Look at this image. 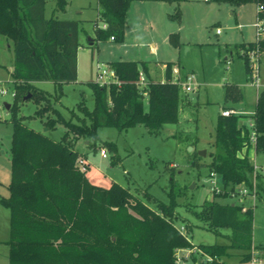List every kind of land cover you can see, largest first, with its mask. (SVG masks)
<instances>
[{
  "label": "trees",
  "instance_id": "16d2710c",
  "mask_svg": "<svg viewBox=\"0 0 264 264\" xmlns=\"http://www.w3.org/2000/svg\"><path fill=\"white\" fill-rule=\"evenodd\" d=\"M48 0H0V36L13 42L15 68V104L11 106L13 137L11 147V182L9 196L1 203L10 210V262L9 264H177L178 249L200 248L213 260L206 262L201 255L192 254L187 264H226L223 259L239 252V264H249L253 258L264 262V245L254 247V209L237 204H222L217 198L238 194L240 185H251L254 163L244 149L251 147L250 122L257 133V153H264V90L259 94L253 115H219L215 141L216 149L208 165L210 175L220 177L224 190L214 192V201L205 202L200 210L191 211L212 231L230 229L227 245H194L187 234L176 225L181 189L173 186L170 203L152 197L147 191L148 202L134 195L117 182L109 188L90 182L78 167L81 157L76 150L80 140L96 146L98 130L114 127L126 131L144 125L158 134L165 125L178 124L181 103H190L182 96L181 86L172 80V64L168 63L166 82H153L148 78V65L137 61H113L109 66L117 74L120 85L101 86L89 82L95 106L90 110L82 102L78 115L66 119L53 108L52 100L59 102L63 87L78 80V54L80 22L47 18ZM134 0H98V15L103 26L95 23L96 45L100 42L120 44L125 41L127 12ZM176 1V0H152ZM182 1V0H178ZM69 0H57L55 12L66 11ZM208 2L264 7V0H208ZM264 15V13H263ZM176 18L180 19L179 12ZM178 35H172L174 42ZM255 44L236 45L239 57L244 58L250 79L248 52ZM264 51V43L262 45ZM147 76L148 85H137L140 71ZM39 82H52L54 93L36 86ZM31 94L38 105L36 116H47L49 130L63 123L67 131L61 140H53L23 123L19 116V102ZM242 91L227 86L226 100H240ZM145 98L148 109L145 108ZM53 109L57 118L49 115ZM225 110H234L225 108ZM117 152L114 143H105ZM198 165V158L192 161ZM230 187V191L228 190ZM258 195L264 197V177H258ZM255 249L258 255L254 254ZM201 260V261H200Z\"/></svg>",
  "mask_w": 264,
  "mask_h": 264
},
{
  "label": "rangeland",
  "instance_id": "374dc122",
  "mask_svg": "<svg viewBox=\"0 0 264 264\" xmlns=\"http://www.w3.org/2000/svg\"><path fill=\"white\" fill-rule=\"evenodd\" d=\"M140 7L139 2L133 1L127 17L134 18V21L145 19L144 25H150L153 32L152 39L148 36L152 33L145 31L144 36L138 40L132 28L128 27L123 43L107 41L90 47V40L95 37L94 25L96 22L101 23L98 0H69L64 12H55L57 0L47 1V18L56 16L61 20L80 22L78 80L64 85L61 100H52L53 108L66 119L72 117V110L82 116L78 111V105L82 102L90 110L94 108L93 90L87 83L96 81L98 61H103L106 65V60L120 57L134 61L146 58L151 62L149 64L154 78L158 80L164 78V61L180 62V67L174 70L173 81L180 84L182 96H187L190 103H181L178 124L165 125L158 134L151 133L144 125L126 131L102 127L98 130L96 146H91L89 141L80 140L76 144V150L84 154L92 164L88 171H96L102 179L97 186H103L105 181H115L144 201H147L144 197V192L147 191L158 201L170 203L174 174L175 188H180L182 193L178 198L179 207L175 210L178 216L176 225L186 227L188 239L196 246L227 245L230 242L226 236L231 235L230 229L212 231L191 211H199L205 202L214 201L208 165L212 161L211 154L216 151L213 143L219 115L225 108H233L237 115L249 117L255 112L259 94L264 90V66H261V88L258 90L246 73L244 58L239 57L236 49V45L254 42L256 39L254 24L257 20V6L253 3L239 6L208 0H188L179 4L166 2L155 8L152 14L148 11V6L139 9ZM82 11L84 14H79ZM178 12L180 19L176 18ZM179 27V34H176L179 36L174 39L178 45L172 46L171 41H168L169 33L177 32ZM218 30L221 31L220 34H217ZM261 58L264 59V53ZM14 68L13 42L0 36V84L8 91L6 95H0V103H9L11 106L15 104L13 94L16 92L12 77ZM193 74L196 76L195 91L186 93L183 83L187 76ZM229 85L237 86L242 91L240 100H226ZM36 86L51 94L55 91L52 82H39ZM144 102L148 109L147 98ZM46 105V102L38 105L32 98L20 101L19 116L28 127L47 134L53 140H61L67 131L63 123L49 130L45 125L47 116H36L37 110ZM0 114V264H9L11 214L2 205L1 198L9 196L14 127L10 110L1 108ZM49 115L57 118L53 109ZM105 143L116 144L117 152H112ZM101 149L107 151L108 159L102 158ZM195 158H198L200 166L192 164ZM253 158L252 162L264 166V153H258ZM217 183L224 190L219 176ZM230 189L228 187L229 191ZM215 201L252 207L254 247L258 249L264 245V197L253 199L233 194L229 198H217ZM148 203L153 208L157 206L155 201ZM256 249L254 254L258 255L259 251ZM180 250L183 249L177 251ZM238 255L239 252L233 250L232 256L223 259V262L238 264Z\"/></svg>",
  "mask_w": 264,
  "mask_h": 264
},
{
  "label": "built area",
  "instance_id": "2783aa9c",
  "mask_svg": "<svg viewBox=\"0 0 264 264\" xmlns=\"http://www.w3.org/2000/svg\"><path fill=\"white\" fill-rule=\"evenodd\" d=\"M264 7L263 6H258L257 7V20L256 23L254 24V29L256 32V39L254 41L255 48L254 50L248 52V56L250 59V68H251V73H250V80L253 82V84L257 87L259 90L261 88V55L264 53L262 49V45L264 43ZM221 31L218 30L217 34H220ZM113 40V38H112ZM97 78L96 82L100 84L101 86H110L112 84H117L120 85L119 78L115 71L108 65H105L103 63H98L97 66ZM196 81V76L190 75L186 77V82L183 83V89L186 93H190L195 91V84ZM138 87L141 89H144L148 85V80L147 76L144 73V71H140L139 73V78L137 81ZM7 89L0 84V95L4 96L7 94ZM16 92L13 94L15 97ZM1 108H6L5 103H0V109ZM232 113H235L233 110H223L222 115L223 116H229ZM2 118V115L0 114V119ZM249 127L251 128V136H250V141H251V147L250 149H254L256 151V146H257V133L254 130V123L250 122ZM246 147L245 149H247ZM100 154L103 159H108V154L105 149H101ZM254 163V162H253ZM78 167L80 170L84 173H87L90 164L84 157H79L77 161ZM259 175H262L264 177V166H259L256 163H254V171L251 175V185H240L238 189V195L243 197H252L253 199H257L259 197L258 195V177ZM210 181H211V190L212 192L220 193L222 190L221 187L218 186L217 183V175L216 174H211L210 175ZM235 195V194H234ZM180 231L182 233H186L187 229L185 226H180ZM192 254L196 255H201L203 257V260L206 262H211L213 259L205 254L200 248L194 247L192 249H183L180 251L176 252V263L177 264H187L188 261L191 258ZM201 261V260H200ZM260 262L257 258H253V260L249 264H256Z\"/></svg>",
  "mask_w": 264,
  "mask_h": 264
},
{
  "label": "crops",
  "instance_id": "0c3cea01",
  "mask_svg": "<svg viewBox=\"0 0 264 264\" xmlns=\"http://www.w3.org/2000/svg\"><path fill=\"white\" fill-rule=\"evenodd\" d=\"M184 1H188V0H182V1H178V0H176V1H159V2H157V1H152V0H134V2H139L140 4H141V7L139 8V9H142L143 7H145V6H148V11H150L151 12V14L152 13H154L153 11H154V9L155 8H158L159 6H161V5H163V4H165L166 2L168 3V2H175V3H181V2H184ZM179 7V6H178ZM79 14H84V11H82V12H79ZM181 18V17H180ZM137 20V19H136ZM134 21V18L132 19L130 16H128L127 17V23H126V32H125V37H126V35H127V32H128V27H131L132 28V31H133V34H135V37L139 40L140 38H142L143 36H144V32L145 31H149V33H152V34H150V35H148L149 37H151L150 39H152L153 37H152V35H153V32H152V30H150V25H144V23H143V21L145 22L146 20L145 19H142V20H139L138 19V21ZM178 22H180V20L178 21ZM100 26H103L101 23L99 24ZM181 25V22L179 23V26ZM103 27H105V26H103ZM95 29V28H94ZM178 31H180V27L177 29V32H173V33H169V37H168V41L170 40L171 41V44H172V46H173V42H172V40H171V36L172 35H176V34H179L178 33ZM179 36V35H178ZM95 38V37H94ZM79 40H80V35H79ZM93 39H91L90 40V42L92 41ZM109 42H113V40H109ZM81 43V42H80ZM115 43V42H114ZM243 43H247V42H243ZM249 43H252V42H249ZM242 44V43H241ZM93 46H95L94 44H92V45H90V47H93ZM81 48V47H80ZM80 50V49H79ZM99 50V49H98ZM79 55V54H78ZM118 60H122V61H129V60H125V59H123V58H117V59H112V60H106V62H104V63H106V65H108L109 66V63L110 62H113V61H118ZM134 61V60H133ZM135 61H137V60H135ZM103 62V61H102ZM102 62H100V63H102ZM137 62H139V63H146L147 65H148V78L151 80V81H153V82H156V83H158V82H161V83H163V82H166V70H167V65H168V63H171L172 64V80H173V75H174V70L176 69V68H179L180 67V62H178V63H176V62H173V61H164L163 62V70H164V78H162V79H160V80H158L157 78H154V72H153V69L151 68V66H150V64H151V62L150 61H148V59H146V58H140L139 59V61H137ZM99 63V61L97 62V64ZM150 63V64H149ZM263 63H264V59L262 58V60H261V66L263 67L264 65H263ZM78 65H79V61H78ZM157 79V80H156ZM96 82V81H95ZM225 110V109H224ZM234 111V110H233ZM254 114V113H253ZM253 114H251V115H253ZM251 115H249V116H251ZM87 145H89L88 143H87ZM245 154H248L249 155V157L251 158V160H253L254 158L253 157H255L256 155H258V153L254 150V149H244V151H243V153H242V155H245ZM81 155V157H84L83 155L84 154H80ZM85 159H86V156L84 157ZM87 161H88V163L89 164H91L90 162H89V160L88 159H86ZM90 166H92V164L90 165ZM262 166V165H261ZM86 176L88 177V179L90 180V182L91 183H93V184H95V185H98V184H100V181H102V179L101 178H99V175H98V173H96V171H93V172H87L86 173ZM103 182H104V180H103ZM113 182H115V181H110V182H104L105 184H102L103 186H101V187H104V188H109L111 185H112V183ZM239 264V263H238ZM256 264H264V262L263 261H260V262H258V263H256Z\"/></svg>",
  "mask_w": 264,
  "mask_h": 264
},
{
  "label": "water",
  "instance_id": "95a60500",
  "mask_svg": "<svg viewBox=\"0 0 264 264\" xmlns=\"http://www.w3.org/2000/svg\"><path fill=\"white\" fill-rule=\"evenodd\" d=\"M92 44H93V41L90 42V45H92ZM30 98H31V94L28 95V96H26V97H25V100H28V99H30ZM5 107H6L7 110H10V109H11V104H9V103H5ZM203 154L206 155L205 152H204Z\"/></svg>",
  "mask_w": 264,
  "mask_h": 264
}]
</instances>
